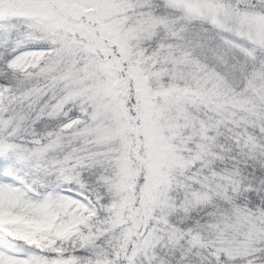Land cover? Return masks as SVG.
<instances>
[{
    "label": "snow or ice",
    "instance_id": "1",
    "mask_svg": "<svg viewBox=\"0 0 264 264\" xmlns=\"http://www.w3.org/2000/svg\"><path fill=\"white\" fill-rule=\"evenodd\" d=\"M0 264H264V0H0Z\"/></svg>",
    "mask_w": 264,
    "mask_h": 264
}]
</instances>
